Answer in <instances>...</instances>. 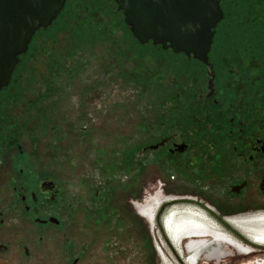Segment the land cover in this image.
Segmentation results:
<instances>
[{
	"label": "rangeland",
	"instance_id": "1",
	"mask_svg": "<svg viewBox=\"0 0 264 264\" xmlns=\"http://www.w3.org/2000/svg\"><path fill=\"white\" fill-rule=\"evenodd\" d=\"M114 6L112 0H66L53 24L37 31L26 55L19 56L10 88L5 90L9 97L0 102L1 113L7 117L6 127L0 128V246L7 247L0 251V264H70L74 259L77 264H161L162 254H170L156 223L161 201L185 198L199 204L191 196L152 190L140 170L132 181L123 160L132 142L155 138L156 134L148 137L143 125L173 114L181 87L193 82V87L201 85L205 74L183 65L185 57L170 50L135 43L126 34L122 13L116 18L111 14ZM220 6L224 17L217 25L209 59L224 68L228 57L233 64L232 79L237 74L243 84H262L264 0H221ZM88 18L106 27L92 28L90 35L79 33V23ZM228 21L233 23L226 30ZM226 34L240 39L226 44L221 39ZM24 116L38 117L31 136L30 129L20 131L21 135L14 133L16 121ZM28 125L36 124L30 120ZM7 141L12 143L6 146ZM15 141L29 153L28 163L39 173L61 182L64 209L46 226L26 220L15 203L8 172L20 166ZM150 195L161 200L146 201ZM210 203L220 211L225 205ZM151 204H156L153 223L138 210V206ZM259 213L218 216L241 223ZM209 241L212 253L220 250L218 244L223 248L215 257L204 251L196 257V264H264V248L239 238L237 244ZM252 247L256 252L248 254Z\"/></svg>",
	"mask_w": 264,
	"mask_h": 264
},
{
	"label": "flooded vegetation",
	"instance_id": "2",
	"mask_svg": "<svg viewBox=\"0 0 264 264\" xmlns=\"http://www.w3.org/2000/svg\"><path fill=\"white\" fill-rule=\"evenodd\" d=\"M236 22L239 23V21ZM226 23L228 25L226 30H228L233 22ZM216 32L217 26L214 30V39L217 38ZM235 33H238V30ZM130 38L135 43L137 42L133 37ZM221 39L227 44L240 37L226 34ZM176 55L185 57L182 61L183 65L191 66L196 71L198 69L203 71L205 82L201 85L196 84L195 87L192 86L194 82L189 87H181L177 101L171 110L174 113L161 115L156 118V121L153 119V122L149 121L147 125H143L145 128L142 126L146 133H150L148 137L154 134L156 136L141 143L132 142L127 147V156H124L123 161H127L130 178L132 176V181H134L135 172L140 170L144 178L147 177L150 180L152 190L191 196L201 206L209 204L211 208L207 206L205 208L211 210L210 212L214 213L216 218H219L220 213L248 216L261 212L250 219L242 220L241 223L229 222L228 224L235 226L237 231L245 234L230 229L242 242L255 245L264 244L263 237L259 239L240 228L249 221L252 224L254 222L264 223V82L262 84L252 83V85L243 84L242 78H238L237 74H235L236 78L232 79L230 67L233 64L228 57L227 64L222 68V64L217 66L213 60L209 59L208 54V62L212 65L214 72V77L211 78L210 69L206 64L187 58L182 53ZM236 71L239 73L240 69ZM222 73L225 74L222 75ZM210 79H212L211 83H209ZM8 88L10 87L0 89V102L9 97L5 91ZM0 109H2L1 103ZM1 112L2 110H0V128L7 125V117ZM30 120L31 124L36 125L29 127ZM37 121L36 116L21 117L16 121L17 132L14 131V133L21 135L20 131L30 129L29 135L31 136L33 129L38 127ZM11 143L7 141L5 145L8 146ZM14 145L17 149L15 159L20 161V166L8 172H10L9 182L13 184L15 203L19 204L26 220L44 226L51 224L49 219L56 218L55 214L59 215L66 203L61 182L52 179L48 174L39 173L35 165L28 163L31 157L22 148L21 143L15 141ZM138 165L140 168H137ZM177 186L182 189L178 190ZM155 194V196L160 195ZM152 196L154 195L147 197L146 201H151L153 198L161 200V197L152 198ZM133 197L137 195L134 194ZM178 199L180 203H170L163 212L164 218L161 217L163 218V222L162 220L160 222L165 236V247L170 253L169 255L162 254L163 259L159 258L161 264H174L172 259L179 264H190L192 256L189 255L187 259L180 261V256L176 253V251H182V246L188 242L186 239L188 236L191 237L187 246L189 252L197 249L213 254L214 252L212 253L207 245L211 242L209 240L218 243L230 242L225 235H216L215 229L210 228L209 223L215 220L209 214L190 206L185 207L184 201L188 199ZM170 201L161 202L163 204ZM210 202L225 205L220 211ZM159 203V201L156 202V204ZM153 205L138 206L141 215H145L151 223L155 219ZM178 210H183V212H178ZM185 216L202 218V222H206L204 224L209 227L199 228L189 222L182 223L179 217ZM241 219L238 218V220ZM247 225L248 230L252 231L253 228L249 223ZM181 239L184 240L179 242ZM218 245L221 250L223 247ZM2 246L3 250L0 249V251H6L7 247ZM213 250L216 254L220 251ZM24 251L28 253L26 248ZM184 251L185 248L182 251L185 254ZM194 256L196 264L197 254ZM77 263L78 259H74L70 264Z\"/></svg>",
	"mask_w": 264,
	"mask_h": 264
},
{
	"label": "water",
	"instance_id": "3",
	"mask_svg": "<svg viewBox=\"0 0 264 264\" xmlns=\"http://www.w3.org/2000/svg\"><path fill=\"white\" fill-rule=\"evenodd\" d=\"M123 22L141 45L160 46L206 64L214 77L208 54L214 30L223 18L220 0H112ZM66 0H0V89L10 83L19 56L25 54L34 34L49 28ZM209 80V83H211ZM178 198V197H176ZM163 203L156 214L160 217ZM53 222L55 220L51 219ZM0 249L3 247L0 246Z\"/></svg>",
	"mask_w": 264,
	"mask_h": 264
},
{
	"label": "bare ground",
	"instance_id": "4",
	"mask_svg": "<svg viewBox=\"0 0 264 264\" xmlns=\"http://www.w3.org/2000/svg\"><path fill=\"white\" fill-rule=\"evenodd\" d=\"M185 202H191L193 205H195V206H198V205H200V204H195L194 202H192V201H185ZM178 203H180V202H177L176 204H178ZM186 203H184V205H185ZM175 205V204H174ZM180 205H183V204H180ZM180 205H177V206H180ZM195 206H193V208L194 209H197V208H195ZM198 210H200V209H198ZM158 211V210H157ZM200 211H203L204 213H207V214H209V215H215L214 213H211L210 211L211 210H209L208 208H205V206H204V209H201ZM211 217V216H210ZM216 216H213V217H211V218H213L214 220H215V222L213 221V222H210L209 223V226H210V228H212V229H215V232L217 233L216 235H219V234H223V235H225L224 234V232L221 230V228L222 229H224V230H226L227 232H229V233H231L232 235H234L231 231H230V229H233V230H235V231H237L233 226H229V222H227L224 218H215ZM180 219H181V222L182 223H186V222H189V223H191V224H193V225H195V226H197V227H199V228H201V227H206V226H208V225H206V224H204V223H206V222H202L203 220H202V218H199V217H191V216H185V217H179ZM218 219V220H217ZM207 220V219H206ZM223 220V221H222ZM208 221V220H207ZM249 223V225H250V227H252L253 228V230L251 231V230H248V228H247V224ZM264 223L263 222H254L253 224L251 223V221H249V222H247V223H245V225L243 224V226L242 227H240L242 230H247V232H248V234H251L252 236H255V237H257V238H259V239H261L262 237L264 238ZM208 226V227H209ZM227 226H229L228 228H227ZM263 226V227H262ZM218 227H221L220 228V230L218 229ZM239 227V226H238ZM262 227V228H261ZM238 233H242V231H237ZM243 234V233H242ZM242 234H240V235H242ZM244 235V234H243ZM242 235V236H243ZM228 236V235H227ZM235 236V235H234ZM236 237V238H235ZM235 237H233L234 239H236L237 241H235L234 243L235 244H237V243H239L238 242V237L237 236H235ZM255 237H254V239H255ZM226 239L228 240V241H230L227 237H226ZM192 243V242H191ZM198 243V242H197ZM259 246V247H262V245H258V244H254V243H252L251 244V246ZM197 246V245H196Z\"/></svg>",
	"mask_w": 264,
	"mask_h": 264
},
{
	"label": "trees",
	"instance_id": "5",
	"mask_svg": "<svg viewBox=\"0 0 264 264\" xmlns=\"http://www.w3.org/2000/svg\"><path fill=\"white\" fill-rule=\"evenodd\" d=\"M100 1H102V0H100ZM110 12H111V14L113 15V17H117L118 15L117 14H119V13H121V11H117V9H116V6H114V8L113 9H111L110 8ZM92 18H88L87 20L88 21H86L85 19H84V21H82L81 23H79V24H81V31L79 32V33H81V32H85V33H87V34H91V32H92V28L93 29H97V28H100V29H102L103 27H106V25L105 24H102V23H98V24H95L94 23V20H91ZM121 22H123V21H121ZM123 25V24H122ZM124 26V25H123ZM95 27V28H94ZM125 27V26H124ZM125 31H126V34L127 35H129V36H131V34H130V32H129V30L127 29V27H125ZM132 37V36H131ZM26 55V54H25ZM24 55H22V56H20V57H23Z\"/></svg>",
	"mask_w": 264,
	"mask_h": 264
}]
</instances>
